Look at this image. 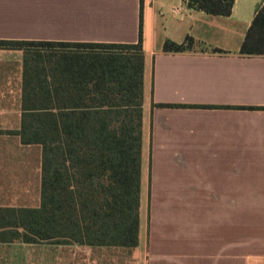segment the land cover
<instances>
[{"label": "crops", "instance_id": "crops-1", "mask_svg": "<svg viewBox=\"0 0 264 264\" xmlns=\"http://www.w3.org/2000/svg\"><path fill=\"white\" fill-rule=\"evenodd\" d=\"M143 4L138 245L0 242V264H264V109L239 108L264 107V55L240 54L255 11ZM139 23L140 0H0V40L134 44ZM187 36L192 50H163ZM24 57L0 49V207L41 205V147L7 133L22 124Z\"/></svg>", "mask_w": 264, "mask_h": 264}, {"label": "trees", "instance_id": "trees-1", "mask_svg": "<svg viewBox=\"0 0 264 264\" xmlns=\"http://www.w3.org/2000/svg\"><path fill=\"white\" fill-rule=\"evenodd\" d=\"M183 2L189 9L220 17L230 16L235 5V0ZM143 7L140 0L134 44L0 40V49L25 52L22 124L7 133L42 150L41 205L0 207V242L138 245ZM196 44L187 36L183 43L165 41L163 50L180 53ZM212 51L224 53L219 48ZM240 54L264 55V0L255 11Z\"/></svg>", "mask_w": 264, "mask_h": 264}, {"label": "rangeland", "instance_id": "rangeland-1", "mask_svg": "<svg viewBox=\"0 0 264 264\" xmlns=\"http://www.w3.org/2000/svg\"><path fill=\"white\" fill-rule=\"evenodd\" d=\"M262 0H249L248 2L246 0H238V6H237V10H253L256 11L258 5L261 3ZM218 42H214V43H223L222 39L219 38V40H217ZM222 41V42H221ZM250 189L247 188L245 189V200H249L251 199V197H249L248 195L250 194Z\"/></svg>", "mask_w": 264, "mask_h": 264}]
</instances>
